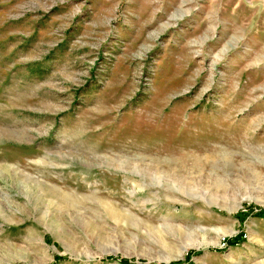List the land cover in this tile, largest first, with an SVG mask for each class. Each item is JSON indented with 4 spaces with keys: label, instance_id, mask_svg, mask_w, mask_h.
<instances>
[{
    "label": "rangeland",
    "instance_id": "374dc122",
    "mask_svg": "<svg viewBox=\"0 0 264 264\" xmlns=\"http://www.w3.org/2000/svg\"><path fill=\"white\" fill-rule=\"evenodd\" d=\"M255 41L264 0H0V264H264Z\"/></svg>",
    "mask_w": 264,
    "mask_h": 264
},
{
    "label": "bare ground",
    "instance_id": "6f19581e",
    "mask_svg": "<svg viewBox=\"0 0 264 264\" xmlns=\"http://www.w3.org/2000/svg\"><path fill=\"white\" fill-rule=\"evenodd\" d=\"M198 153H199V152H198ZM193 156H194V155H193ZM195 157H197V156L195 155ZM189 159H190V158H189ZM193 160H194V159H193ZM156 161H157V160H156ZM161 161H163V160H161ZM195 161H197V160H195ZM197 162H198V161H197ZM201 162H202V161H201ZM151 163H152V162H151ZM153 163H154V162H153ZM161 163H162V162H160V163L157 162V163H155V165H153V166H151V167L148 166V167H149L150 170H158L159 168L157 169V167H158V166L161 167V166H160ZM38 164L45 165V163H41V162H38ZM127 164H128V163H127ZM173 164H174V163H173ZM151 165H152V164H151ZM164 165H165V163H164ZM115 166H116V165H115ZM115 166H114V167H115ZM118 166H119V164H118ZM125 166H126V165H125ZM125 166H123V164H122L121 167H120V166H119V167H120L121 169H124ZM170 166H171V165H170ZM175 166H176V165H175ZM117 168H118V167H117ZM126 168H127V167H126ZM162 168H163V167H162ZM178 168H179V167H178ZM147 169H148V168H147ZM160 169H161V168H160ZM160 169H159V170H160ZM175 169H177V168H175ZM177 170H178V169H177ZM155 172H156V171H155ZM160 172H161V171H160ZM160 172H159V173H160ZM163 173H164V172H163ZM163 173H162V174H163ZM165 173H166V172H165ZM183 173H184V172H183ZM167 175H168V176H171L172 178H174V176L178 177V176H177V173L174 172V171H171V172H170V175H169V174H167ZM178 175L181 176L180 174H178ZM181 177H182V176H181ZM181 177H180V178H181ZM136 178H137V179H136ZM172 178H171V179H172ZM32 179H33V178H32ZM171 179H170V180H171ZM178 179H179V178H178ZM33 180H34L35 183H37V184H41V183H43V184H45V185H47V186L50 187V185H49L45 180H44V181H39L38 179H33ZM176 180H177V179H176ZM178 181H180V180H177V182H178ZM131 182L136 186L137 190H143V189L146 188V185H145L143 182H139L138 177H136V176H134V175H132V181H131ZM164 182H165V181H164ZM175 184H176V183H175ZM169 190H171V191L173 192L172 189L169 188ZM176 190H177V189H176ZM174 191H175V190H174ZM177 191H178V190H177ZM173 193H174V192H173Z\"/></svg>",
    "mask_w": 264,
    "mask_h": 264
},
{
    "label": "crops",
    "instance_id": "0c3cea01",
    "mask_svg": "<svg viewBox=\"0 0 264 264\" xmlns=\"http://www.w3.org/2000/svg\"><path fill=\"white\" fill-rule=\"evenodd\" d=\"M255 42H257L258 44H260L262 46L264 45V41H255ZM243 43H244V41H243ZM249 46H250V44L248 43L247 46H246L247 48H245V51H243V54L244 55H247L248 54L247 52H250L251 51ZM255 49H256V47H255ZM257 49H258V47H257ZM261 52H262V54H264V48L263 47H262Z\"/></svg>",
    "mask_w": 264,
    "mask_h": 264
},
{
    "label": "trees",
    "instance_id": "16d2710c",
    "mask_svg": "<svg viewBox=\"0 0 264 264\" xmlns=\"http://www.w3.org/2000/svg\"><path fill=\"white\" fill-rule=\"evenodd\" d=\"M172 264H179V263H172Z\"/></svg>",
    "mask_w": 264,
    "mask_h": 264
}]
</instances>
